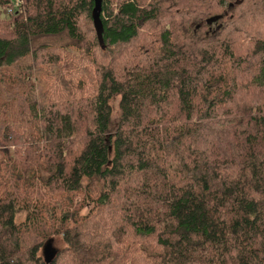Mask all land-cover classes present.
<instances>
[{"label":"trees","instance_id":"16d2710c","mask_svg":"<svg viewBox=\"0 0 264 264\" xmlns=\"http://www.w3.org/2000/svg\"><path fill=\"white\" fill-rule=\"evenodd\" d=\"M13 1L0 264H264V0Z\"/></svg>","mask_w":264,"mask_h":264},{"label":"water","instance_id":"95a60500","mask_svg":"<svg viewBox=\"0 0 264 264\" xmlns=\"http://www.w3.org/2000/svg\"><path fill=\"white\" fill-rule=\"evenodd\" d=\"M95 2L98 3V0H95ZM97 5H98V4H97ZM98 6H99V5H98ZM98 13H99V8L96 9V14H98ZM220 18H221V16L211 17V18L207 19V20L205 21V23H206L207 25L215 24V23H217V21H218ZM98 39H99V43H100V45L102 46V45H103L102 38H101L100 36H98ZM46 252L49 253V248H48V247H47V249H46Z\"/></svg>","mask_w":264,"mask_h":264},{"label":"rangeland","instance_id":"374dc122","mask_svg":"<svg viewBox=\"0 0 264 264\" xmlns=\"http://www.w3.org/2000/svg\"><path fill=\"white\" fill-rule=\"evenodd\" d=\"M20 1H21V3H20V5H19V7L14 8V6H11V7H12V12H11V13H13L14 11H16L17 9H19V8L21 7V5H22V0H20ZM187 8L191 9V8H192L191 4L188 5ZM185 10H186V8L184 9V8H181L180 6L177 8V12H184ZM11 13H8V10H7V11L4 13V15H3L2 17H3V18H4V17L8 18V17L11 16Z\"/></svg>","mask_w":264,"mask_h":264},{"label":"built area","instance_id":"2783aa9c","mask_svg":"<svg viewBox=\"0 0 264 264\" xmlns=\"http://www.w3.org/2000/svg\"><path fill=\"white\" fill-rule=\"evenodd\" d=\"M20 3H21L20 0H14L12 6H14V8H17V7H19ZM11 12H12V7L10 9H8V13H11Z\"/></svg>","mask_w":264,"mask_h":264}]
</instances>
